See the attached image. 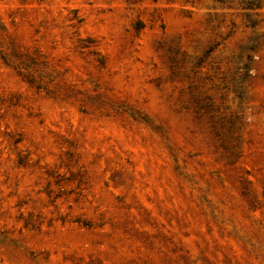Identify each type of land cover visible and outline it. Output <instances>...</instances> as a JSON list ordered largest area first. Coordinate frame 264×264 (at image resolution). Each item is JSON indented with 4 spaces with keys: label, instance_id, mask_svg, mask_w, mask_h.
I'll return each instance as SVG.
<instances>
[{
    "label": "rangeland",
    "instance_id": "obj_1",
    "mask_svg": "<svg viewBox=\"0 0 264 264\" xmlns=\"http://www.w3.org/2000/svg\"><path fill=\"white\" fill-rule=\"evenodd\" d=\"M0 264H264V0H0Z\"/></svg>",
    "mask_w": 264,
    "mask_h": 264
}]
</instances>
